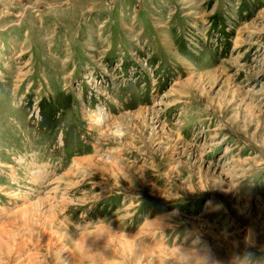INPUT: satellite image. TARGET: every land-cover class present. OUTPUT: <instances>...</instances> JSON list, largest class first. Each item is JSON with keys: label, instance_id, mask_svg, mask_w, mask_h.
Instances as JSON below:
<instances>
[{"label": "rangeland", "instance_id": "obj_1", "mask_svg": "<svg viewBox=\"0 0 264 264\" xmlns=\"http://www.w3.org/2000/svg\"><path fill=\"white\" fill-rule=\"evenodd\" d=\"M264 264V0H0V264Z\"/></svg>", "mask_w": 264, "mask_h": 264}, {"label": "clouds", "instance_id": "obj_2", "mask_svg": "<svg viewBox=\"0 0 264 264\" xmlns=\"http://www.w3.org/2000/svg\"><path fill=\"white\" fill-rule=\"evenodd\" d=\"M252 251L245 249L232 255L227 264H259ZM171 264H221L211 250L197 238L192 239L186 247H177L171 257Z\"/></svg>", "mask_w": 264, "mask_h": 264}]
</instances>
